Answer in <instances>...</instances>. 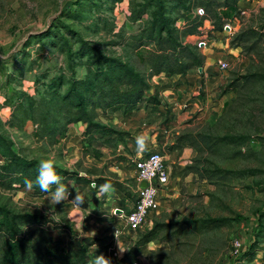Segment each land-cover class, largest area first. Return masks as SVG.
Listing matches in <instances>:
<instances>
[{
  "label": "rangeland",
  "instance_id": "374dc122",
  "mask_svg": "<svg viewBox=\"0 0 264 264\" xmlns=\"http://www.w3.org/2000/svg\"><path fill=\"white\" fill-rule=\"evenodd\" d=\"M224 2L233 0H0V141L23 159L38 163L47 159L61 170L77 172L81 178L64 186L85 199L77 207L71 199L56 204L51 195L36 198L27 189L0 187V206L45 215L70 226L76 237L60 234L51 223L28 225L27 233L35 230L36 235L71 247L108 238V254L120 259L143 234L127 232L121 214L113 213L116 208L124 210L130 198L122 186H133L132 160L144 151L164 150L174 161L177 147H189L184 145L185 136L201 134L207 136L206 144L195 137L201 151L183 168L189 176L183 183L187 186L173 196L160 195L161 216L153 224L199 219L211 228L190 234L162 231L159 237L166 241H155L152 249L149 244L143 247L138 264H260L256 257L260 254L264 260V0L235 3L231 23L227 22L231 34L213 31L210 20ZM238 6L245 8V15H240ZM194 18L201 23L199 35L180 39L204 56L209 75L221 78L214 87L218 96L232 83L233 94L222 110L203 115L197 124L192 123L195 115L179 119L181 111L161 108L162 116L155 114L142 131L134 123L140 120L138 114L103 115L97 110L96 120L125 134L123 141L96 135L89 147L82 142V131L76 130L84 126L81 123L70 127L57 143L49 139L35 106L49 100L54 84L64 95L73 83L91 77L98 56L116 59L144 75L148 68L139 62V52L152 46L137 52L136 40L152 24L156 30L167 19L181 34L185 19ZM219 59L228 64L224 72L217 68ZM141 134L147 147L138 151L135 138ZM118 171L128 179L119 181ZM91 182L97 187L108 182L112 190L96 197ZM234 239L243 245L238 254L232 248ZM251 245L258 251L252 262L244 255Z\"/></svg>",
  "mask_w": 264,
  "mask_h": 264
},
{
  "label": "trees",
  "instance_id": "16d2710c",
  "mask_svg": "<svg viewBox=\"0 0 264 264\" xmlns=\"http://www.w3.org/2000/svg\"><path fill=\"white\" fill-rule=\"evenodd\" d=\"M237 1L218 5L211 19L206 16L205 19H210L215 25L213 31H223L225 23L231 22ZM185 21L187 23L181 34L178 29L170 26L169 19H167L161 21L156 30V26L152 24L148 32L136 40L134 49L137 52L144 47L152 46L145 52H139V62L148 68L144 75L116 59L98 56V60L93 64L95 68L91 72V77L73 83L64 95L60 96L57 93L60 85L54 84L49 100L35 106V109L39 110H37V118L42 123L43 130L49 139L57 143L70 127L81 123L85 127L82 131V142L87 143L89 147L96 135L106 138L116 136L119 141H123L125 134L96 120L99 115L97 110L103 115L120 112L126 116L137 110L140 104H144L150 107L152 113L159 116H162L161 108L167 112L168 107L162 103L158 93L152 88L151 80L162 74L184 76L189 70L203 69L205 64L204 56L180 39L183 35H199L198 28L201 23L196 22L195 18L185 19ZM240 38L235 39L233 43H237ZM231 87L232 83L229 84L228 89L231 90ZM229 90H225L223 94ZM146 93L148 95L145 97ZM29 116L32 120V115ZM196 136L200 138L202 144H206L208 138L201 134L185 136L184 142L200 153L201 150L195 146ZM0 157L2 159L0 161L1 188L20 191L26 189L23 183L24 178L35 182L39 165L37 161L19 157L11 152L2 141H0ZM54 168L63 185L68 181L81 178L75 171L61 170L55 166ZM52 188L54 189L55 185ZM29 191L36 198L50 195V193L42 192L35 184ZM261 217L264 219V213ZM41 223H51L54 230L60 234L76 237L70 226L54 223L45 215L28 212L15 213L0 206V264H95L100 255L108 258L110 264H138L143 247L154 241H166L159 237L162 231L190 234L205 231L210 227L207 221L199 219L167 224L154 223L120 259L115 260L108 254L111 246L108 238H100L90 243L80 241L77 247H71L62 245L51 236L36 235L35 230L30 233L26 232V226H39ZM95 243H97L95 250L89 251V247ZM257 252L255 246L251 245L244 255L252 262Z\"/></svg>",
  "mask_w": 264,
  "mask_h": 264
},
{
  "label": "crops",
  "instance_id": "0c3cea01",
  "mask_svg": "<svg viewBox=\"0 0 264 264\" xmlns=\"http://www.w3.org/2000/svg\"><path fill=\"white\" fill-rule=\"evenodd\" d=\"M193 71L195 72L193 73ZM208 71L209 67L207 63H205V66L203 67L201 72L192 69L189 70L188 73L184 76H167L162 74L158 77L153 78L152 88L158 93L160 100L163 104H166L168 108L172 107L174 111H181L182 114L181 116H179V119H192L195 115L196 119L193 120L192 123L199 124L201 123L200 119L203 115L207 116L213 111H218L220 109L222 110L223 107L229 102V99H231V94H233V90H230L227 93L218 96L215 91L216 88L214 87L218 86L221 83V78L215 74L209 75ZM171 81L178 84H176V86H173ZM215 93L217 96H215ZM143 112L145 113L144 116L143 114H141ZM131 113L138 114V117H140V120L134 123L137 125V127L140 128L141 131L144 129L146 124L149 123V121L154 120V115L156 114L152 113L150 107H146L144 104H140L138 106V109ZM172 125L174 127L176 124L172 123ZM190 125L183 127L185 128ZM84 128V126L81 127L80 125H78L76 127V130L83 131ZM168 128L171 129L172 126H169ZM163 134V137L166 140L167 132H164ZM185 144H187V142H184V145ZM175 151L176 156L174 158V161H171L168 158L169 156L166 155L164 150H162V152L160 151L163 154L168 168L169 179L168 184L165 187L161 188L159 196L163 195V193L173 196V192L182 187V185L187 186L183 183L188 182L189 176L187 177V172H185L183 168L186 165L190 164L191 161L196 158L197 152L190 147H177ZM117 169L119 170V168ZM117 175L119 177V181L128 179L121 171H118ZM189 175L191 176V174ZM135 178L136 173L134 170L133 186H129L128 183H124L122 186V190L124 193H126V196H130V194L132 196L136 191L137 182ZM97 192L98 193L95 195L96 197L99 195V187L97 188ZM130 203L131 199L126 198V205L124 209L125 211L129 209ZM160 212L161 209L159 205V210L152 214L149 218L147 230L152 227L154 221L160 219ZM154 243L155 241L149 243V245H152L151 248L149 246V249H152ZM256 257L258 258V260H261L260 264H264V260L261 259V254Z\"/></svg>",
  "mask_w": 264,
  "mask_h": 264
},
{
  "label": "built area",
  "instance_id": "2783aa9c",
  "mask_svg": "<svg viewBox=\"0 0 264 264\" xmlns=\"http://www.w3.org/2000/svg\"><path fill=\"white\" fill-rule=\"evenodd\" d=\"M239 7V6H238ZM240 15H245L246 10L239 7ZM231 23V22H229ZM230 31L229 24L226 23L223 32ZM217 68L224 72L228 69V64L224 60H217ZM133 168L136 173L137 188L131 196V203L128 210L121 211V216L124 220V227L129 233L146 232L148 221L152 214L159 210V192L161 188L168 184L169 172L160 151H144L140 156H136L133 160ZM145 183L144 188H140V184ZM90 187L98 188L95 182L90 183ZM232 248L235 254H238L243 249V245L237 239L232 242Z\"/></svg>",
  "mask_w": 264,
  "mask_h": 264
},
{
  "label": "clouds",
  "instance_id": "9594fccd",
  "mask_svg": "<svg viewBox=\"0 0 264 264\" xmlns=\"http://www.w3.org/2000/svg\"><path fill=\"white\" fill-rule=\"evenodd\" d=\"M200 14H203V9L198 10ZM136 147L138 151H143L147 147V140L141 134L136 138ZM24 186L28 190H32L35 186H37L42 192L50 193L51 199L56 203L60 204L64 201L71 199L72 203L77 207H82L85 203L84 196L80 194L78 191L74 192L66 188L61 183V178L56 174L54 163L51 160H41L38 165V173L35 178V182L28 178H24ZM55 185L53 189L52 186ZM112 190V185L108 182L99 186V195L109 194ZM120 252L123 253L126 249L119 248ZM95 264H110V260L103 255L97 257Z\"/></svg>",
  "mask_w": 264,
  "mask_h": 264
},
{
  "label": "water",
  "instance_id": "95a60500",
  "mask_svg": "<svg viewBox=\"0 0 264 264\" xmlns=\"http://www.w3.org/2000/svg\"><path fill=\"white\" fill-rule=\"evenodd\" d=\"M202 71V69L200 68V69H198V72H201ZM81 175H84V174H81ZM146 186V184L143 182L142 184H140V188H144ZM121 213V211H119V210H117L116 211V214H120Z\"/></svg>",
  "mask_w": 264,
  "mask_h": 264
}]
</instances>
